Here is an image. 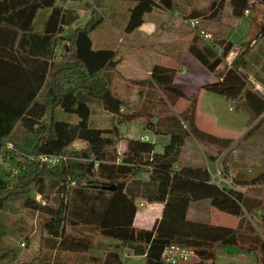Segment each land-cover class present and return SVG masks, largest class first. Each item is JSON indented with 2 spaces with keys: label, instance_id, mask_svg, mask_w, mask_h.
I'll return each instance as SVG.
<instances>
[{
  "label": "trees",
  "instance_id": "16d2710c",
  "mask_svg": "<svg viewBox=\"0 0 264 264\" xmlns=\"http://www.w3.org/2000/svg\"><path fill=\"white\" fill-rule=\"evenodd\" d=\"M117 1L126 4V11L106 15L107 0H0V155L9 168L0 176V214H36L41 237L37 254L24 260L4 243L0 226V264H38L44 250L56 253L55 264H132L123 260V250L143 264H165L162 255L170 246L195 253L182 264H213L219 253L251 256L254 264H264V172L239 182L249 186L246 193L233 179V186L218 185L205 166L183 164L188 138L203 144L211 162L209 149H225L231 140L197 128L199 101L175 85L176 68L155 64L148 77L127 79L118 71L123 64L119 52L92 51L90 39L100 23L131 35L148 14H175L190 36L187 53L216 78L202 89L242 109L256 129L264 124V90H257L241 71L251 46L246 42L228 64L234 45L223 18L227 8L232 18H240L264 6V0ZM67 2H83L84 7L76 10ZM85 8L88 21L75 27ZM41 10L51 12L37 32L33 22ZM192 21L198 26L191 28ZM254 21L250 19V29ZM262 35L264 23L253 42ZM116 77L139 89L138 105L115 94ZM92 103L109 115V127H91ZM60 112L74 115L77 122L59 121ZM133 123L168 142L157 151L154 142L126 136L122 129ZM18 131L25 134L21 142ZM43 156L59 161L51 165L40 161ZM139 201L162 205L150 229L134 225ZM197 203L232 216L237 224L190 219L189 209ZM97 238L116 246L92 255Z\"/></svg>",
  "mask_w": 264,
  "mask_h": 264
},
{
  "label": "rangeland",
  "instance_id": "374dc122",
  "mask_svg": "<svg viewBox=\"0 0 264 264\" xmlns=\"http://www.w3.org/2000/svg\"><path fill=\"white\" fill-rule=\"evenodd\" d=\"M87 0H83V2ZM83 2L78 4L67 2L65 6H70L76 9H83ZM108 15L110 12L123 13L126 11V4H121L117 0H107ZM90 13L82 11L75 27L84 25L89 19ZM150 17L147 15L146 18ZM150 17L147 20H152L156 24L155 31L149 38L144 40L140 33L134 35L117 34L106 23H100L99 26L93 31L91 39V50L102 51L112 50L119 52V57L123 59V64L118 67L121 76L143 77L145 71L153 62H160L163 64H177L187 52V44L190 36L187 34V27L180 22L177 17L171 14L165 17ZM224 21L229 24L227 30V39L233 43L234 50L232 55H229L230 61L238 54L239 50H243L246 42L250 44L251 48L244 56L245 65L241 71L248 77L254 87L262 91L264 87V35H262L256 42V34L264 23V6H257L256 11L250 12L247 15L235 18L231 16L230 10L227 8L224 14ZM250 19H254L255 25L250 29ZM147 25V24H146ZM169 25V26H168ZM201 26L213 29L214 26L202 23ZM148 27V26H147ZM178 38L179 43H174V39ZM159 43H164V46L158 48ZM166 45V46H165ZM153 47L154 49H151ZM174 49L172 56L174 61L171 62L167 57H161L159 54ZM170 55V54H166ZM159 64V63H158ZM155 65V63L153 64ZM160 65V64H159ZM135 74V75H133ZM137 74V75H136ZM113 87L117 96L123 97L128 103L138 105L139 89L126 85L121 82L119 78L113 81ZM200 105L199 113L201 118L199 120L202 129L212 135L220 137H234L231 140L229 147L225 149H209L210 155L213 154L212 162L206 161L210 170L214 175L217 170L222 171L225 179H233L236 186H240L239 182H247L256 175L264 172V124L254 129L256 122H252L248 115L242 110L233 105H229L223 97L215 94H206L204 92L199 95ZM233 108V110L230 109ZM92 109V123L91 127L107 128L110 125V117L103 112L97 103L91 104ZM57 119L59 121L76 123L77 118L74 115L66 114L63 112L58 113ZM254 129V130H253ZM124 134L133 136L134 133L147 136L152 139L151 142L157 144V148L164 145L165 139L163 136H153L151 132L141 129L139 123L126 125L123 129ZM25 134L20 131L17 132L18 141H23ZM194 145L197 152L202 158L207 159L204 153V146L202 143L194 140ZM190 143H187L186 148ZM185 148L184 154L182 153L183 161L188 160L189 151ZM189 148V147H188ZM119 151L122 150L121 145L118 147ZM197 163V164H196ZM185 164V162H184ZM191 165V164H186ZM193 165H203L200 162H194ZM9 171L8 165L2 167L0 176L5 177ZM232 182V183H233ZM240 184V185H238ZM222 185H225L222 183ZM239 189L249 193L250 188H245L243 185ZM261 194H264L261 192ZM55 206V203H50ZM143 206V207H142ZM140 214L137 218V224L140 227H151L155 219L159 216L157 208H149L145 202L138 203ZM144 210H149L145 213ZM144 214L149 216L143 217ZM190 218L198 219L195 221H202L205 223H213L215 225L232 227L236 223V219L227 214L221 213L206 204H196L190 208ZM39 216L29 211H22L18 216H9L0 214V226L4 232V243L13 246L20 254V258L28 260V256L32 254L33 245L36 238L40 237L38 230ZM41 239V237H40ZM25 243V247H20L21 243ZM116 246L113 241L97 238L94 251L91 253L95 256H101L104 248H114ZM22 254V255H21ZM38 264L43 263L49 259V264H55V252H42ZM46 258V259H44ZM123 260L132 264H139V259L134 258L131 251L123 250ZM47 262H45L46 264ZM254 258L251 256H230L225 253H219L216 261L213 264H254ZM44 264V263H43ZM143 264V260L141 263Z\"/></svg>",
  "mask_w": 264,
  "mask_h": 264
},
{
  "label": "crops",
  "instance_id": "0c3cea01",
  "mask_svg": "<svg viewBox=\"0 0 264 264\" xmlns=\"http://www.w3.org/2000/svg\"><path fill=\"white\" fill-rule=\"evenodd\" d=\"M56 5L59 6L61 4H60V2H57ZM66 7H68V6H66ZM74 9H76V8H74ZM50 12H51V10H41V11L38 12L37 17L35 18V20L33 22V28H34L35 31H37V32H41L42 31V29L44 27L45 20L48 17V15L50 14ZM148 15H150L151 18L152 17L155 18V17H159V16L160 17H165V16L169 15V13L160 12V13H151V14H148ZM171 15L173 17H176L175 14H171ZM150 17H148V18H150ZM148 18H146L145 24H143L138 30H136L134 33H132L133 35L135 33H140L144 37V40L147 39V38H149L150 35H152V33L155 31V28L157 26H156L155 23L152 22V20L148 21L147 20ZM186 41H189V40H186ZM173 42L174 43H179V39L178 38H175ZM186 44H188V43L186 42ZM157 45H159L158 48L161 47V49H162V46H164V43H159ZM151 49H154V48L151 47ZM173 52H174V49L171 48V50H166V51L160 53L159 55L161 57H163V56L164 57H167V58H169L168 60H170L171 62H173L174 61V58H175L174 56H172ZM167 53L170 54V55H166ZM160 62L159 61L158 62H153L148 67V69L145 71V76H143L141 78L127 76V75H125L123 77H125L127 79H133V80H141V79H144V78H146V77L149 76L150 69L153 66V64L154 63L155 64H158L159 63L160 65H163L165 67L176 68L177 69V73H176V76H175L174 83H175V85L179 89H181L183 92H185L189 97L197 98L198 101L200 102V100H199L200 93L204 92L206 94H210V93L205 92L202 89V87L204 85H206V84H210V83L215 82L216 81L215 76L213 74L207 72L189 53L186 52L185 55L181 59H179V61L177 62L176 65L174 63L171 65V64H163V63H160ZM133 75H135V74H133ZM184 103L185 102H181V106H184L185 105ZM199 105H200V103L198 104V106ZM200 114H202V113L201 112L199 113V109H198L197 110L196 117H195V125L197 126L198 129H200L201 131L205 132L202 129L203 127H201V124L199 122V120L201 118ZM141 129H142V127H141ZM205 133H207V132H205ZM137 134L138 133L136 132V133H134L133 136L126 135V134L125 135L128 136V137H130V138L141 139V140H146V141H150V142L152 140V139H149L147 136H144V135H139V137H138V136H136ZM210 135H212V134H210ZM153 136H156V135H153ZM212 136H215V135H212ZM215 137L223 138V139H230V140H232L234 138V137H220V136H215ZM163 138L165 139V142L167 143L168 142V137H163ZM187 143H190L189 146H188L189 148L188 147L186 148ZM120 145H121V147L123 149L124 148V143H121ZM162 146L163 145H161L159 148H157V151H161L162 150ZM185 148H186V151L187 152L189 151V154H190V155H188V157H189L188 160H190V159L193 160L192 161L193 164H194V162H200V164H203V165H198V166H205L211 172V175H213L212 171L209 168V165H207V162H206V161H209V160H207L205 158H202L200 156V154L197 152V148L194 145V141H193L192 138H188L185 141V144H184V146L182 148V152H181V162L183 164L185 162V164H191V165H193L192 163H189L190 161H183L182 153L184 154ZM5 166H6V164L3 162L2 156L0 155V170L2 169V167H5ZM193 166H196V165H193ZM144 178L146 179V176ZM243 187H249V186H246V185L244 186L243 185ZM141 202H144V201H139L138 203H141ZM138 203H137V205H138ZM203 203H206V202H203ZM199 204H202V203H199ZM146 205L149 208H152V207L154 208L155 207V208L158 209V212H159V216L157 217V219H158L160 217V215H161L162 205L161 204H148V203H146ZM193 205H196V204H193ZM193 205H191V207ZM144 212L145 213H148L149 210H144ZM189 212H190V209H189ZM189 212H188V217L190 218ZM139 214H140V211L138 209L137 214H136V217L134 219V225H135V227L141 228V229H150L153 224L151 225V227H140V226H138V224H137V218H138ZM146 216H149V214H144L143 215V217H146ZM190 219H192V220H198L199 218L198 219L190 218ZM236 224H237V222L232 227H235ZM35 240H36V242L33 245L32 254L27 255L28 256V260L30 258H32L33 256H35L37 254L38 250H39L40 237L36 238ZM134 258H137V257H134ZM21 259H25V258H21ZM137 259H139V261H140L139 264H140L142 259L141 258H137Z\"/></svg>",
  "mask_w": 264,
  "mask_h": 264
},
{
  "label": "built area",
  "instance_id": "2783aa9c",
  "mask_svg": "<svg viewBox=\"0 0 264 264\" xmlns=\"http://www.w3.org/2000/svg\"><path fill=\"white\" fill-rule=\"evenodd\" d=\"M198 26V21H192L190 22V27L195 28ZM201 35L206 38L210 39V35L206 33H201ZM232 55V53H231ZM227 63L230 64V58H227ZM10 144L8 145V148H10ZM40 161L54 165L59 161L58 158H47V157H40ZM213 181H215L218 185H222L224 183L226 186H233L232 179H225L222 175V171L217 170L216 174L214 175V178L212 176ZM21 247H24V244H21ZM162 258L165 262V264H182L192 261L195 258V253L192 250L182 248L180 246H170L167 248L162 255Z\"/></svg>",
  "mask_w": 264,
  "mask_h": 264
},
{
  "label": "water",
  "instance_id": "95a60500",
  "mask_svg": "<svg viewBox=\"0 0 264 264\" xmlns=\"http://www.w3.org/2000/svg\"><path fill=\"white\" fill-rule=\"evenodd\" d=\"M90 183H93V182H90ZM95 186H98V187H103V188H105V189H107V190H114L115 189V186H103L102 184H100V183H93Z\"/></svg>",
  "mask_w": 264,
  "mask_h": 264
}]
</instances>
